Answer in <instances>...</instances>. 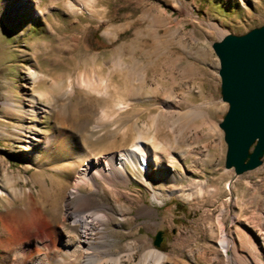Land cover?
<instances>
[{"label": "rangeland", "instance_id": "obj_1", "mask_svg": "<svg viewBox=\"0 0 264 264\" xmlns=\"http://www.w3.org/2000/svg\"><path fill=\"white\" fill-rule=\"evenodd\" d=\"M2 1L0 264H76L57 260L55 249L62 248L68 229L59 220V238L54 237L49 218L59 219L86 158L127 147L139 132L151 135L154 128L165 142L177 131L181 142L172 153L183 150L199 158L194 180L220 178L224 184L229 178L231 189L212 199L172 194L158 202L151 188L131 179L117 191L119 202L131 207V218L118 227L108 224L98 260L91 264H116L110 258L118 255L121 264H156L143 259L152 248L164 254L161 264H228L217 257L214 218L223 208L228 235L237 234L229 250L233 264H264V157L242 174L225 167L227 144L219 123L228 103L222 100L220 63L212 47L228 33L264 24V0H34L9 19L2 16ZM189 89L194 91L190 102L206 113L202 119L156 106L182 98ZM179 102L184 109L191 105ZM208 118L221 131L222 155L214 161L219 150L202 125ZM50 136L57 140L51 149L45 146ZM150 179L162 189L154 173ZM189 183L181 178L177 186L190 189ZM81 190L108 204L115 201L112 192L83 184ZM144 205L156 213L147 214ZM26 211L32 217L15 225ZM233 215L239 216L235 225ZM159 230L162 240L156 246ZM253 242H259L255 249ZM128 244L135 248L130 255Z\"/></svg>", "mask_w": 264, "mask_h": 264}, {"label": "bare ground", "instance_id": "obj_2", "mask_svg": "<svg viewBox=\"0 0 264 264\" xmlns=\"http://www.w3.org/2000/svg\"><path fill=\"white\" fill-rule=\"evenodd\" d=\"M9 1H2L4 6L2 16L4 19L15 18L16 15L24 13L34 3V0H19L12 4ZM34 11V15L37 16L42 13L38 7ZM212 26L213 28H218L216 25ZM139 78L144 82L143 75H140ZM185 93L179 99H176L174 96L172 100H160L156 103V106L159 107V110H162V108L166 109V113L173 111L179 115L188 116L189 119H202L206 113L195 108L193 103L190 102L194 91L189 89ZM170 95L173 94L170 93ZM179 100L183 101V103H190L191 105L184 109ZM119 107H122V105L120 104ZM155 118L157 116H154L153 123L156 120ZM207 120L202 125L206 128V133L213 136L216 141L213 148L219 150L218 154L213 155L214 157L211 159L214 161L215 159H220L222 155V143H220L221 131L216 121L210 118ZM176 132L175 130L172 131L173 137L167 142L159 138L156 128H154V132L151 135H145L139 132L129 146L97 153L85 159V162L80 168L78 178L73 182L72 188L68 191L65 199H63L59 219L50 217L48 220V225H51L52 233L56 238L60 233L57 226L59 220L63 222V228L68 229V234L63 240L62 248L55 249L57 260H67L68 263L74 261L76 264H91L98 260L96 251L103 248V232L106 230L108 224L114 222V225L118 227L122 225L123 221L131 218V207L119 202V196L117 194V191L121 190L122 185L128 184L131 179H137L149 189L151 188L153 198L158 202L161 200L162 195L167 196L172 194L178 197L186 194H189L190 197L194 194H207V197L212 199L217 197L223 189H231L232 183L229 178H227L224 184L220 178L218 179L219 181L211 183L207 179H193L191 174L199 158H196L193 152L184 153L183 150L172 153L177 149L173 145L181 142ZM215 135L218 136V139L215 138ZM48 138L45 146L51 149L57 140L53 136ZM33 154L37 155L38 153L35 152ZM208 154L207 157L209 156ZM186 167L189 169H186ZM151 173H154L155 178L160 179L163 185L162 189H156L157 187L150 179ZM181 178L189 180L188 187L190 189L177 186ZM82 184L92 190L94 189L96 192L99 190H103L106 193L112 192L111 196L115 201L112 204H108L101 198L95 199V195L81 190ZM144 206L147 214L154 215L156 213L153 207L149 205ZM225 212L226 209L223 208L214 218L218 224L219 234L218 242L216 243L218 249L217 257H222L228 264H233V258L229 255V250L233 248V238L237 237V234L234 232V237L228 235L222 222ZM31 215V211L17 215L15 225L25 223L32 217ZM238 218V215L232 216L233 225L236 224ZM72 240L73 247L70 246V241ZM257 244L253 242L254 249ZM261 247L264 250V242L261 243ZM134 249L133 244L126 245V255H130ZM16 255L19 257L22 255L20 248L16 249ZM150 258L156 264H161L164 259V254L152 248L143 255V259L146 261ZM110 259L116 264H121L120 255L112 256ZM255 261L256 263L260 262L258 259H255Z\"/></svg>", "mask_w": 264, "mask_h": 264}, {"label": "water", "instance_id": "obj_3", "mask_svg": "<svg viewBox=\"0 0 264 264\" xmlns=\"http://www.w3.org/2000/svg\"><path fill=\"white\" fill-rule=\"evenodd\" d=\"M219 58L222 100L228 109L219 125L227 144L225 167L242 174L264 157V24L214 41ZM162 230L154 239L159 246Z\"/></svg>", "mask_w": 264, "mask_h": 264}]
</instances>
